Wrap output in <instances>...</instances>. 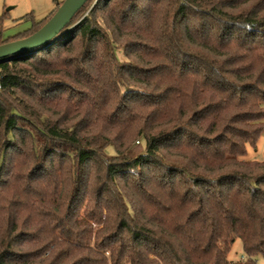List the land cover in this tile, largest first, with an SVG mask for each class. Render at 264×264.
<instances>
[{"label":"trees","instance_id":"16d2710c","mask_svg":"<svg viewBox=\"0 0 264 264\" xmlns=\"http://www.w3.org/2000/svg\"><path fill=\"white\" fill-rule=\"evenodd\" d=\"M64 31L0 62V264H260L264 0H89Z\"/></svg>","mask_w":264,"mask_h":264},{"label":"rangeland","instance_id":"374dc122","mask_svg":"<svg viewBox=\"0 0 264 264\" xmlns=\"http://www.w3.org/2000/svg\"><path fill=\"white\" fill-rule=\"evenodd\" d=\"M57 1L62 3L63 0ZM53 9V0H0V17L4 15L1 23L2 38L4 40L15 41L17 37L31 30L33 25L44 21ZM88 11L89 10H87V12ZM263 151L264 132L255 144V147L247 148V153L243 160L261 161L263 158ZM105 152L107 156L114 155L112 147H107ZM241 257V243L239 240H236L227 258L229 261H237ZM259 262L260 264H264V260H260Z\"/></svg>","mask_w":264,"mask_h":264},{"label":"water","instance_id":"95a60500","mask_svg":"<svg viewBox=\"0 0 264 264\" xmlns=\"http://www.w3.org/2000/svg\"><path fill=\"white\" fill-rule=\"evenodd\" d=\"M89 0H63L53 15L30 36L0 45V62L40 50L65 31L75 14Z\"/></svg>","mask_w":264,"mask_h":264}]
</instances>
